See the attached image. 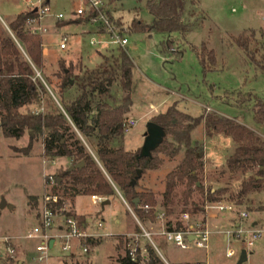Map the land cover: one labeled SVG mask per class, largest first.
Here are the masks:
<instances>
[{
	"label": "rangeland",
	"instance_id": "1",
	"mask_svg": "<svg viewBox=\"0 0 264 264\" xmlns=\"http://www.w3.org/2000/svg\"><path fill=\"white\" fill-rule=\"evenodd\" d=\"M38 1L45 4L52 15L63 14L68 18L72 10L71 0H49L47 3H44L45 0H0V38L12 39L22 57H25L23 50L8 26L18 14L29 12L27 3L36 4ZM99 1L118 34L126 38L124 49L133 63L131 109L126 118L134 121L135 126L129 128L114 147L121 146L131 152L138 148L140 152L146 124L172 105L191 118L216 114L233 120L252 130L264 142V125L254 123V102L252 98L247 101L248 96L264 99V0H188L183 21L193 24L194 28L184 35L145 31L151 25L152 17L143 0ZM79 21L83 22L76 19L72 24L60 27V21L47 17L37 25L25 27L42 41L43 68L35 71L38 79L45 77L55 82L58 61L64 62L65 67L75 66L73 73L77 74L79 67L88 70L97 68L101 64L100 57L110 63L117 50L123 49L110 45L91 46L89 41L97 31L87 24H76ZM134 23H141L144 30L132 31ZM36 26H40L43 32L33 34ZM254 26L260 38L255 36ZM239 36L246 40V51L235 44ZM63 37H67V48L59 51L58 44ZM161 42L167 46L166 54L161 52ZM202 44L214 52L216 60L213 71L206 74L202 73L191 50V47ZM110 94L112 100L107 102L117 105L120 102L118 83L113 84ZM203 134V123H200L193 129L190 138L192 143L202 144L204 192L224 189L222 202L237 206V212L231 215L209 212L210 229L219 224L223 226L220 231L216 228L218 234L211 231L207 252L193 247L182 251L161 237L166 220L159 203L165 188V177L181 161L183 149L173 159L156 154L162 161L161 165L154 171H146L139 181V190L153 194L159 202L154 209L159 217L151 223L139 221L132 208L117 194L104 206L103 201L93 203L86 195L69 199L62 197L56 187L60 181H55V177L58 172L71 167V161L68 158L52 160L45 157L41 140H34L30 151L24 155L30 141L27 134L17 140L0 135V264H120L119 258L128 248H139L141 256H145L146 243L167 264H176L177 259L185 258L207 261L208 264H237L241 251L245 249L243 239L229 238L224 242L223 235L233 229L241 211L249 215L247 225L256 221L257 229L262 231L247 252V261L243 264H264V181L259 189L240 196L243 183L255 175V170L245 175L230 173L226 169V161L235 145L222 134H212V137ZM165 139L170 140L168 136ZM183 190L184 187L179 186L175 191V215L168 218L172 222L178 220L181 213L191 212L189 206L182 211L180 198ZM54 194L63 200V215L82 217L87 223V233L100 237L88 244L87 255L81 256L76 252L67 256L59 251L57 245L48 253L45 262H38L35 251L38 242L25 237L37 224L34 218L41 207L42 197ZM29 197L36 198L37 202L29 201ZM192 201L199 205L202 203L197 193H194ZM205 203L203 201V206ZM3 238H11V242L5 245ZM74 246L77 249L76 243ZM227 252H231V258L225 257Z\"/></svg>",
	"mask_w": 264,
	"mask_h": 264
},
{
	"label": "trees",
	"instance_id": "2",
	"mask_svg": "<svg viewBox=\"0 0 264 264\" xmlns=\"http://www.w3.org/2000/svg\"><path fill=\"white\" fill-rule=\"evenodd\" d=\"M143 1L152 17L151 25L145 29L148 33L184 35L194 28L193 24L183 21L188 0ZM80 22L88 25L85 21L76 24ZM72 23L63 21L59 24L63 27ZM32 25H37L34 11L18 14L8 26L26 58L21 56L12 39L0 38V135L17 140L27 134L30 141L24 155L28 154L34 140H41L43 154L48 159L68 158L72 166L82 163L81 168L71 172L60 171L55 177V181H60L56 187L62 197L69 199L86 195L105 201L118 192L139 221L152 223L157 217L154 209L159 202L153 194L139 190V181L146 171H154L161 165L162 161L156 154L173 159L183 149L181 161L165 177V188L159 203L164 211L165 230L180 231L182 228L178 220H168L175 215L173 199L179 186L184 187L180 198L182 211L189 206L192 218L202 214L203 201L222 202L221 197L225 194L224 189L204 192L202 144L192 143L190 138L191 132L200 123H203L207 136L222 134L235 145L226 161V169L230 173L245 175L255 170V175L243 183L240 196L260 188L264 181V142L252 130L216 114L191 118L172 105L150 121L161 127L170 140L164 138L149 158H139L138 150L131 152L121 146L114 147L123 139L126 117L131 108L133 63L125 49H118L110 63L100 57L101 64L97 68L88 70L79 67L77 74L73 73L75 66L65 67L64 62L58 61L55 82L45 77L38 79L35 71L43 68L42 41L25 30ZM140 30H144L141 23H134L132 31ZM99 33H102L101 28ZM235 44L244 51L248 49L246 40L241 36ZM160 49L163 54L167 53L164 42L160 43ZM191 50L203 74L213 71L216 60L212 50H207L204 44L191 47ZM115 83L119 85L120 102L112 106L107 101L112 100L110 91ZM251 98L254 102L253 121L264 125V99L248 96L247 101ZM138 170L141 176L136 179ZM45 184H48L47 181ZM194 193L198 194L202 202L200 205L192 201ZM56 198L57 203L53 207L61 208L63 200ZM28 199L37 202L36 198ZM134 201L136 204H133ZM145 206L147 210H143ZM36 217L38 223V214ZM73 217L80 224L85 223L82 217ZM144 250L145 256H141L139 248H136V259L131 261L126 249L124 256L119 258L120 264H165L149 243L145 244Z\"/></svg>",
	"mask_w": 264,
	"mask_h": 264
},
{
	"label": "built area",
	"instance_id": "3",
	"mask_svg": "<svg viewBox=\"0 0 264 264\" xmlns=\"http://www.w3.org/2000/svg\"><path fill=\"white\" fill-rule=\"evenodd\" d=\"M27 4L30 7L29 11L36 13L37 24L47 17H54L55 21L60 22L76 19L87 22L89 26L94 27V30L97 31L89 41V44L93 47L110 45L124 49L127 45L126 38L118 34L116 27L103 12V4L99 0H71L72 10L68 18L63 14L52 15L50 9L40 1L36 4L30 2ZM262 22H264V18H262ZM99 28H101L102 33H99ZM41 32L43 31L40 26H36L32 31L33 34H40ZM104 37L107 39H104ZM66 48L67 37H63L58 44V50L65 51ZM133 126H135V122L127 120L124 125V132ZM90 199L93 203L102 201L96 196H92ZM56 203L57 198L55 196L45 195L42 197L41 207L38 212V223L25 237L27 240H36L38 242L35 248L36 253H38V262H45L48 259V253L57 245L59 246V251L64 255L70 256L76 254V252L81 256L87 255L88 244L97 238L96 235L87 233L86 227L80 224L75 217L63 215L61 208L53 207ZM147 209V206L143 207V210ZM236 209L237 206L227 202H206L203 206V212L199 217L192 218L188 213H182L178 219L182 229L180 231L164 230L161 232V237L164 238L165 242L182 251H187L190 247H193L196 250L207 252L211 235L208 219L209 212L213 211L220 215H231L237 212ZM248 219V213L244 211L239 212L236 225L230 232H226L223 235L224 242H227L229 238L243 239L246 253L262 233L257 227L247 225ZM145 236L148 237L147 234ZM188 237H192V240L189 241ZM10 239L3 238L4 244H9L11 242ZM74 243L77 244V249ZM8 250L12 253L10 249ZM128 250L130 260L135 261L136 249L128 248ZM225 257L231 258V252H227ZM196 264L208 263L207 261H201Z\"/></svg>",
	"mask_w": 264,
	"mask_h": 264
},
{
	"label": "water",
	"instance_id": "4",
	"mask_svg": "<svg viewBox=\"0 0 264 264\" xmlns=\"http://www.w3.org/2000/svg\"><path fill=\"white\" fill-rule=\"evenodd\" d=\"M45 1L47 3L49 0H45ZM256 29H257L256 26H254L252 28V30H254L255 36L257 38H260ZM164 138H165V132L163 131V129L161 127H159L158 125L152 123V122H148L146 124V132L144 135V142H143V145L140 149L138 157L139 158H149L151 156V153L153 151H155L160 146V144L162 143ZM81 166H82V163L76 164L74 166L69 167L67 169V171L71 172L75 169L81 168ZM140 176H141V172L138 170L136 179L140 178ZM58 181L59 180H57V182ZM108 204H109L108 200H105L102 202V206L108 205ZM133 204H136V201H134ZM3 206H4V204L1 205V207H3ZM188 240L191 241L192 237H188ZM50 245H51V242H50ZM246 261H247V253L245 250H242L240 253L237 264H243Z\"/></svg>",
	"mask_w": 264,
	"mask_h": 264
},
{
	"label": "crops",
	"instance_id": "5",
	"mask_svg": "<svg viewBox=\"0 0 264 264\" xmlns=\"http://www.w3.org/2000/svg\"><path fill=\"white\" fill-rule=\"evenodd\" d=\"M131 109V108H130ZM208 110H209V108H207ZM203 127H204V125H203ZM205 131V130H204ZM204 136H205V134H203ZM210 137H212V135L210 136ZM204 140H205V138L203 137V142H204ZM137 149L138 148H136L135 150L137 151ZM134 150V151H135ZM116 194L121 198V200L125 203V201H124V199L122 198V196L118 193V192H116ZM34 220H35V224H36V222H37V217H35L34 218ZM82 225H84L85 227H86V231H87V223H86V221H85V223H83ZM223 225H218L216 228H218L219 229V231H220V229H221V227H222ZM250 226H252V227H257L258 226V223L256 222V221H253V222H251V224H250ZM141 227V226H140ZM216 228H211V231L213 230V231H215L217 234H218V229H216ZM145 233V232H144ZM145 234H147V233H145ZM92 235H96V234H92ZM128 235H130V233L128 234ZM148 235V234H147ZM97 236V238H99L100 236H98V235H96ZM148 238H149V235H148ZM92 241H94V240H92ZM165 264H167L164 260H162ZM197 262H201L200 260H194V259H191V258H185V259H177V261H176V264H191V263H193V264H196Z\"/></svg>",
	"mask_w": 264,
	"mask_h": 264
}]
</instances>
